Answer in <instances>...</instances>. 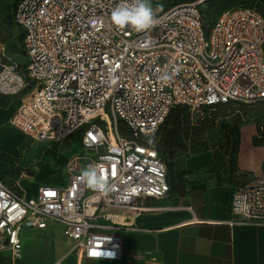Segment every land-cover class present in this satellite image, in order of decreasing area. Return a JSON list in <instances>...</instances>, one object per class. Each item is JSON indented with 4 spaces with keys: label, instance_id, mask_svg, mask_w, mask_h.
<instances>
[{
    "label": "built area",
    "instance_id": "1",
    "mask_svg": "<svg viewBox=\"0 0 264 264\" xmlns=\"http://www.w3.org/2000/svg\"><path fill=\"white\" fill-rule=\"evenodd\" d=\"M209 1L151 0L156 23L137 32L111 22L121 0H16L24 62L0 41V96L21 99L9 125L38 143L78 136L81 149L65 164L66 184L32 198L0 176V251L20 259L22 231L54 225L74 242L54 264L121 262L122 232L170 193L153 142L170 111L264 102V17L239 7L206 27ZM90 164L110 193L79 181ZM231 212L230 225L264 227V175L234 192Z\"/></svg>",
    "mask_w": 264,
    "mask_h": 264
},
{
    "label": "crops",
    "instance_id": "2",
    "mask_svg": "<svg viewBox=\"0 0 264 264\" xmlns=\"http://www.w3.org/2000/svg\"><path fill=\"white\" fill-rule=\"evenodd\" d=\"M4 99L5 104L1 102ZM20 105L19 98L0 96V130L9 125ZM257 136L254 132L242 134V150H245L238 160L241 174L264 175L261 165H256L261 152L247 153ZM50 169L44 170L42 176L44 182L53 185L48 175ZM65 184L66 180L61 186ZM42 186H36L35 195L21 187L32 198ZM235 190L196 189L149 201L152 210L131 220L133 230L122 232L123 260L111 264H264V227L229 224L234 219L231 207ZM55 228L58 227L51 225L45 232L24 229L22 243L34 242L29 255L22 252V258L16 259L9 251H0V264H54L74 247V242L61 233L62 248L55 249L51 239ZM40 244L47 246L48 252ZM69 262L74 264L75 260Z\"/></svg>",
    "mask_w": 264,
    "mask_h": 264
},
{
    "label": "rangeland",
    "instance_id": "3",
    "mask_svg": "<svg viewBox=\"0 0 264 264\" xmlns=\"http://www.w3.org/2000/svg\"><path fill=\"white\" fill-rule=\"evenodd\" d=\"M236 5L257 10L264 17V0H234ZM12 0H0V16L6 15V6ZM233 7V8H234ZM213 9L209 3L204 6L205 20L210 22ZM1 24V22H0ZM4 37L10 36L6 41L10 49L17 52L16 60L24 62L22 53L21 33L17 28L8 29L2 33ZM3 104L6 99L1 100ZM192 130L204 128L201 136L190 133V140L183 146L186 151L177 164L179 174L177 186L171 194L182 191L218 190L233 188L248 183L258 176L256 172L241 174L238 160L242 150V134L254 132L259 135V127L264 130V104L249 107L228 105L218 109H200L191 112ZM238 118H240L238 122ZM210 120H213L211 122ZM238 122V123H237ZM237 129L235 130V126ZM78 136L65 144L38 143L28 138L16 127L6 125L0 130V176L7 184L18 181L20 185L35 195L36 186L50 185L44 182L43 171L50 168L49 180L51 186L61 187L64 178V167L70 155L81 149ZM162 136L154 137L153 142L161 146ZM238 141V151L233 154L235 142ZM249 151L261 152L257 157L256 165L264 172V138L254 139L249 145ZM102 153V149H100ZM52 233V244L55 249H61L59 238L61 231L55 228Z\"/></svg>",
    "mask_w": 264,
    "mask_h": 264
},
{
    "label": "trees",
    "instance_id": "4",
    "mask_svg": "<svg viewBox=\"0 0 264 264\" xmlns=\"http://www.w3.org/2000/svg\"><path fill=\"white\" fill-rule=\"evenodd\" d=\"M15 2H16V0H12L11 4L8 3L6 6H4V8L6 7V13L7 14L4 16H0V22H1V24H0V41L5 43V44H6L7 40L11 39V35L7 36V37H4L2 35V33L5 31L6 27L8 29L16 28L15 23L13 21V11H14L15 4H16ZM208 3L210 4V6L213 9V12H212L213 20L210 22H207L205 20V14H204V8H203L202 15H203L204 24L206 27H211L215 23L217 18L223 12L230 10V9H234V8L244 7V6L234 7L236 5V2L234 0H210ZM247 8H249V7H247ZM21 40H22V48H23L22 53L24 56V47H23L24 38H23L22 34H21ZM9 52L12 55L17 54V52H15V50H13V49H10V47H9ZM261 104H264V102L260 103L258 105H261ZM228 105L249 107V106H245V105H241V104H235V103L228 104ZM228 105H222V106H219L216 108L206 107L203 109H205V110L218 109V108H222V107L228 106ZM239 120H240V118H238V122H239ZM210 121L213 122V120H210ZM192 125H193V122H192L191 111L185 107L177 106V107H174L170 111L166 121L160 127L158 133L155 136V137L162 136L161 146L160 147L157 146V148H158L159 156L162 159L164 165L166 166L167 181H168V184L170 186V193L169 194H171L172 190L175 189V187L177 186V182H178V178H179V174L176 171L177 164L182 159V157L184 156V153H186V151L183 150V146L186 144V142L188 140H190L191 131L192 132L195 131L194 132L195 135L201 136V134L204 130V128L192 130ZM234 129L235 130L237 129V125L235 126ZM259 129H260L259 135L256 137L257 140H261L264 138V130L263 131L261 130L262 127H259ZM238 145H239V142L236 141L233 154L237 153V151H238L237 146ZM244 185H242V186H244ZM182 192H184V191H182ZM182 192H180V193H182ZM176 193H178V192H176Z\"/></svg>",
    "mask_w": 264,
    "mask_h": 264
},
{
    "label": "clouds",
    "instance_id": "5",
    "mask_svg": "<svg viewBox=\"0 0 264 264\" xmlns=\"http://www.w3.org/2000/svg\"><path fill=\"white\" fill-rule=\"evenodd\" d=\"M111 22L117 28H129L137 32L151 29L156 23L151 0H121L111 11ZM78 179L89 189L102 194L112 190V185L94 164L88 165Z\"/></svg>",
    "mask_w": 264,
    "mask_h": 264
},
{
    "label": "water",
    "instance_id": "6",
    "mask_svg": "<svg viewBox=\"0 0 264 264\" xmlns=\"http://www.w3.org/2000/svg\"><path fill=\"white\" fill-rule=\"evenodd\" d=\"M34 244V242L31 241H26L22 243V252L25 255H29L30 253V249L32 247V245ZM43 247V251L46 253L48 252L49 248L47 246H45L44 244H40Z\"/></svg>",
    "mask_w": 264,
    "mask_h": 264
},
{
    "label": "snow or ice",
    "instance_id": "7",
    "mask_svg": "<svg viewBox=\"0 0 264 264\" xmlns=\"http://www.w3.org/2000/svg\"><path fill=\"white\" fill-rule=\"evenodd\" d=\"M94 255H96L97 253H93Z\"/></svg>",
    "mask_w": 264,
    "mask_h": 264
}]
</instances>
